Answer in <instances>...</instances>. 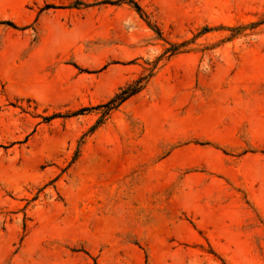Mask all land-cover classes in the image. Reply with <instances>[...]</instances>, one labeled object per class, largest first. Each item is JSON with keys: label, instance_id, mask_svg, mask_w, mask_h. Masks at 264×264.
I'll list each match as a JSON object with an SVG mask.
<instances>
[{"label": "rangeland", "instance_id": "1", "mask_svg": "<svg viewBox=\"0 0 264 264\" xmlns=\"http://www.w3.org/2000/svg\"><path fill=\"white\" fill-rule=\"evenodd\" d=\"M133 1L0 0V264H264V0Z\"/></svg>", "mask_w": 264, "mask_h": 264}, {"label": "trees", "instance_id": "2", "mask_svg": "<svg viewBox=\"0 0 264 264\" xmlns=\"http://www.w3.org/2000/svg\"><path fill=\"white\" fill-rule=\"evenodd\" d=\"M120 1V0H119ZM128 2H132L134 7L137 10H140L139 6L133 1V0H127ZM112 3L113 1H107ZM139 89L138 83L132 86H128L126 88L120 89L118 93H116L108 102H106V108L110 109L113 107H116L119 105L121 102H123L126 98L134 94L137 90Z\"/></svg>", "mask_w": 264, "mask_h": 264}]
</instances>
